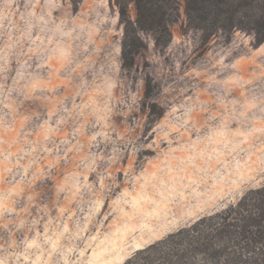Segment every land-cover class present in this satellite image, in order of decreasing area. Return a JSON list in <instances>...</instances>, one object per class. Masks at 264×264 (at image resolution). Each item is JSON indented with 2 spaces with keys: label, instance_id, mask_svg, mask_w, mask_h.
Wrapping results in <instances>:
<instances>
[{
  "label": "rangeland",
  "instance_id": "1",
  "mask_svg": "<svg viewBox=\"0 0 264 264\" xmlns=\"http://www.w3.org/2000/svg\"><path fill=\"white\" fill-rule=\"evenodd\" d=\"M171 28L128 69L110 0H0V264H123L264 194V42Z\"/></svg>",
  "mask_w": 264,
  "mask_h": 264
},
{
  "label": "trees",
  "instance_id": "2",
  "mask_svg": "<svg viewBox=\"0 0 264 264\" xmlns=\"http://www.w3.org/2000/svg\"><path fill=\"white\" fill-rule=\"evenodd\" d=\"M79 8L82 0H70ZM123 26L122 66L133 68L147 49L143 34L160 50L173 38L172 24L183 9L190 27L206 42L226 33L253 34L264 42V0H110ZM135 7V14L131 13ZM248 202V201H247ZM225 209L138 250L123 264H264V194Z\"/></svg>",
  "mask_w": 264,
  "mask_h": 264
}]
</instances>
